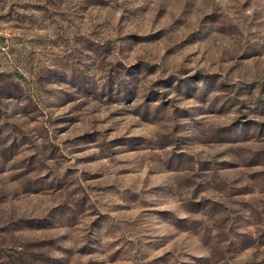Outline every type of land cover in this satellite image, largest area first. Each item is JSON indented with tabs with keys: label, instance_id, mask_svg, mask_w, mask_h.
I'll use <instances>...</instances> for the list:
<instances>
[{
	"label": "rangeland",
	"instance_id": "obj_1",
	"mask_svg": "<svg viewBox=\"0 0 264 264\" xmlns=\"http://www.w3.org/2000/svg\"><path fill=\"white\" fill-rule=\"evenodd\" d=\"M0 264H264V0H0Z\"/></svg>",
	"mask_w": 264,
	"mask_h": 264
}]
</instances>
